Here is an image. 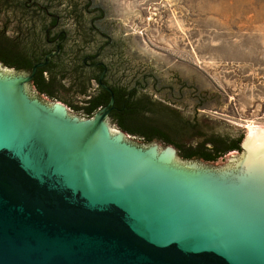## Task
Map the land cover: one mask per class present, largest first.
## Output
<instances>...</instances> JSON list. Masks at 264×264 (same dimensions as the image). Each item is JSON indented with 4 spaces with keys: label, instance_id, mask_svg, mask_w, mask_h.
Segmentation results:
<instances>
[{
    "label": "water",
    "instance_id": "95a60500",
    "mask_svg": "<svg viewBox=\"0 0 264 264\" xmlns=\"http://www.w3.org/2000/svg\"><path fill=\"white\" fill-rule=\"evenodd\" d=\"M52 1L70 32L68 55L79 41L67 14L76 0ZM94 1L116 34L109 5ZM0 22L11 38L29 25L12 13ZM58 53L29 75L0 63V264H264V128H246L240 152L215 163L184 161L173 146L144 144L110 123L114 98L85 118L69 81L57 90L68 108L29 86L32 97L28 84ZM119 56L121 73L146 64L127 41ZM172 78L194 85L181 113L221 133L223 122L198 115L197 103L227 98Z\"/></svg>",
    "mask_w": 264,
    "mask_h": 264
},
{
    "label": "rangeland",
    "instance_id": "374dc122",
    "mask_svg": "<svg viewBox=\"0 0 264 264\" xmlns=\"http://www.w3.org/2000/svg\"><path fill=\"white\" fill-rule=\"evenodd\" d=\"M109 22L120 23L134 60L201 83L225 96L197 114L223 122L221 133L264 128V0H103ZM118 39V38H117ZM142 52L147 55L142 56ZM143 53V55H144Z\"/></svg>",
    "mask_w": 264,
    "mask_h": 264
},
{
    "label": "flooded vegetation",
    "instance_id": "af4514ba",
    "mask_svg": "<svg viewBox=\"0 0 264 264\" xmlns=\"http://www.w3.org/2000/svg\"><path fill=\"white\" fill-rule=\"evenodd\" d=\"M53 4L52 0H0V14L20 15L22 20L29 23L24 28L22 21L19 32L12 39L4 30L7 24L3 26L0 22V30L3 31L4 38L10 39V43L13 44V47H6L3 43L4 52L7 49L12 52L20 51L24 47L32 65L35 61L45 62L46 55L52 51L57 49L60 51L51 58L48 65L42 68L45 69L46 77L51 73L57 76V80L50 84L48 94H40L33 84L34 79L28 84V91L31 86L40 97H48L52 103L62 102L67 107V102L58 97L57 90L59 87L62 88L64 81H69L68 86L75 93V103L71 105L77 104L74 106L76 110L86 106L87 101L94 100L89 104L92 107L98 104L95 116L114 98L109 122L127 135L133 134L134 139L144 142L136 137V134L142 130L156 128L162 134L181 142L204 140L207 125L197 118L183 115L180 111V107L184 104L185 93L188 99H195L193 84L181 80H177L176 84L165 83L159 73L148 71L147 63L143 62L141 68L132 74L121 73L119 53L128 34L112 33L106 18V10L94 0H83L79 11L68 15L77 23L79 41L74 42L76 47L73 46L71 54L67 55V48L71 43L70 32L63 25L65 17L52 8ZM38 34L39 38H37ZM129 52L137 54L138 49L131 50L130 47ZM143 53L141 55L146 57V52L144 55ZM16 72L23 75L30 74L23 71ZM29 93L32 97H36L30 91ZM199 100L202 101L197 103L200 108L205 105L203 103L205 97H199ZM78 112L80 116L89 118L83 114V111Z\"/></svg>",
    "mask_w": 264,
    "mask_h": 264
},
{
    "label": "trees",
    "instance_id": "16d2710c",
    "mask_svg": "<svg viewBox=\"0 0 264 264\" xmlns=\"http://www.w3.org/2000/svg\"><path fill=\"white\" fill-rule=\"evenodd\" d=\"M82 1L83 0L72 1L71 4L68 6L69 9L67 10L69 12L67 14L71 15L75 12H78L82 5ZM58 2H60V0ZM2 32L3 31L0 30V63H2V65L6 66L7 68L15 69L18 72L23 71L31 73L32 67L34 64L37 63V61L30 65L28 52L26 51V49H24V47L20 49V51L14 50V52H12L10 49H7V51L4 52L2 50L3 43H5L6 47H13V44L12 42L10 43V39L4 38ZM14 45L15 47H18V45ZM55 80H57L56 75L51 73L49 77H46L45 69L40 68L37 70L33 84L36 89L40 92V94L47 95V91L49 89L50 84L54 83ZM93 101H87L86 106L79 107L77 108V110L83 111V114L88 117H93L98 107V104L93 107L90 106L89 103ZM122 106L120 107L122 108ZM131 136H133V134ZM136 137L144 140L146 144L161 142V144L165 146H173L177 149L180 155L179 157L184 161L196 160L215 163L219 159L228 155L229 153L240 152V144L241 141H243L244 136L240 135L238 137H233L229 133H218L214 130L213 127L207 125L205 130V138L200 142H196L195 140H191L189 142H181L179 140H174L168 135L162 134V132L160 130H157L156 128H151L148 131L142 130L139 134H136Z\"/></svg>",
    "mask_w": 264,
    "mask_h": 264
},
{
    "label": "bare ground",
    "instance_id": "6f19581e",
    "mask_svg": "<svg viewBox=\"0 0 264 264\" xmlns=\"http://www.w3.org/2000/svg\"><path fill=\"white\" fill-rule=\"evenodd\" d=\"M252 127H255V126H248V128H252ZM257 128H259V127H257Z\"/></svg>",
    "mask_w": 264,
    "mask_h": 264
}]
</instances>
